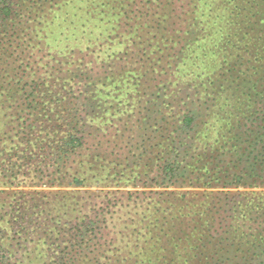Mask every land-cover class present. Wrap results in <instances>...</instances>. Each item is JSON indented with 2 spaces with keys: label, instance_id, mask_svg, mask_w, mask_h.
<instances>
[{
  "label": "trees",
  "instance_id": "1",
  "mask_svg": "<svg viewBox=\"0 0 264 264\" xmlns=\"http://www.w3.org/2000/svg\"><path fill=\"white\" fill-rule=\"evenodd\" d=\"M0 264H264V0H0Z\"/></svg>",
  "mask_w": 264,
  "mask_h": 264
},
{
  "label": "rangeland",
  "instance_id": "2",
  "mask_svg": "<svg viewBox=\"0 0 264 264\" xmlns=\"http://www.w3.org/2000/svg\"><path fill=\"white\" fill-rule=\"evenodd\" d=\"M69 191H71V189L72 188H67ZM92 190H94V188L92 189ZM76 191V190H75ZM80 191H86V189H81ZM185 191H187V190H181V191H179V192H185Z\"/></svg>",
  "mask_w": 264,
  "mask_h": 264
}]
</instances>
